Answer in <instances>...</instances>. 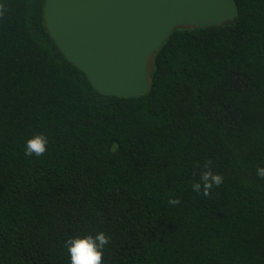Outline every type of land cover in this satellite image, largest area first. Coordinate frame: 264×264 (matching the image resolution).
Returning a JSON list of instances; mask_svg holds the SVG:
<instances>
[{
	"label": "trees",
	"instance_id": "1",
	"mask_svg": "<svg viewBox=\"0 0 264 264\" xmlns=\"http://www.w3.org/2000/svg\"><path fill=\"white\" fill-rule=\"evenodd\" d=\"M0 0V264H264V0L172 31L103 95Z\"/></svg>",
	"mask_w": 264,
	"mask_h": 264
},
{
	"label": "water",
	"instance_id": "2",
	"mask_svg": "<svg viewBox=\"0 0 264 264\" xmlns=\"http://www.w3.org/2000/svg\"><path fill=\"white\" fill-rule=\"evenodd\" d=\"M235 0H45L47 31L103 95L148 93L152 55L177 28L234 23Z\"/></svg>",
	"mask_w": 264,
	"mask_h": 264
}]
</instances>
